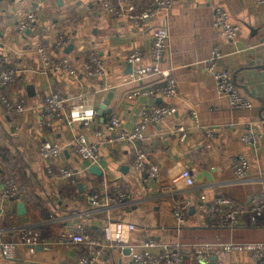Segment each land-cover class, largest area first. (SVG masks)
I'll use <instances>...</instances> for the list:
<instances>
[{"label":"crops","instance_id":"obj_1","mask_svg":"<svg viewBox=\"0 0 264 264\" xmlns=\"http://www.w3.org/2000/svg\"><path fill=\"white\" fill-rule=\"evenodd\" d=\"M108 1L0 0V19L7 24L0 34V69L18 70L15 81L0 88V238L19 240L24 227L37 225L48 243L44 245L53 247L37 251L19 243L16 264H80L86 248L64 236L80 223L103 239L110 227L113 232L123 230L138 242L155 237L162 246L184 243V264H200L202 255L209 264H217L221 260L218 249L226 242L264 241V223L254 224L250 214L232 229L210 224L219 194L229 195L242 205L256 204L264 197V4L257 0H175L172 7L135 23L113 19L106 9ZM133 1L148 6L153 0ZM219 6L230 12L239 27L235 41L215 27ZM37 7L31 33L29 29L18 31L19 21ZM161 26L170 32V48L160 69L171 68L181 91L176 97L142 92L165 82L163 73L136 74L138 67L152 65L154 32ZM62 35L71 39L70 44L55 49L54 54L71 59L79 70L77 77L63 71L49 72L41 65L37 48L53 45ZM216 48V69L231 74L240 90L252 99L253 107L232 108L230 97L219 89L217 78L208 68ZM136 50L143 52V59L132 62L134 69L130 70L129 56ZM94 51L105 60L106 77L88 70ZM53 92L76 101L77 107L75 111L67 107L44 120V99ZM111 92L110 111H105L102 121L98 106ZM2 95L26 98L27 110L19 115L5 112ZM160 104H173L177 111L147 129L151 161L159 163L163 172L146 181L147 169L134 166L136 144L112 141L107 124L117 114L123 129H133L144 109ZM92 109L97 113L87 121L72 119V112ZM180 127L189 131L185 141H181ZM82 131L105 160H116L122 168L104 172L103 177L92 174L90 162L74 147ZM247 132L256 138L245 141ZM47 140L57 141L64 148L55 161L39 152L40 144ZM241 156L249 161L243 178L237 177L232 167ZM62 166L72 167L77 173L76 189L81 195L77 200L68 196L64 181L55 174ZM187 166L198 171L194 181L185 174ZM8 177L17 181L24 194V214L19 213L20 201L1 196L3 181ZM117 189L124 191L126 198L118 205L108 203ZM85 192L101 193L103 204L92 205L84 199ZM179 208L184 211L183 219L176 214ZM126 222L135 223L145 232L127 231ZM222 258L228 264H263L248 250H230ZM109 263L136 264L129 247L112 246L99 257V264ZM0 264H9L1 249Z\"/></svg>","mask_w":264,"mask_h":264},{"label":"built area","instance_id":"obj_2","mask_svg":"<svg viewBox=\"0 0 264 264\" xmlns=\"http://www.w3.org/2000/svg\"><path fill=\"white\" fill-rule=\"evenodd\" d=\"M260 4H264V0H257ZM175 0H153L148 6H142L133 0H117L108 1L106 4L107 11L113 19L125 18L135 23L145 22L158 13L161 9L172 7ZM38 7L32 9L27 17L19 21L17 30L26 32L36 21ZM7 24L4 19H0V34L6 28ZM215 27L220 30L227 39L235 41L238 35V25L231 20L230 12L219 6L215 14ZM71 39L62 35L53 45H40L37 48L42 67L49 72H66L73 77H77L79 70L75 67L73 61L68 57H57L54 54L55 49H62L70 44ZM170 48V32L165 26L155 29L152 58L153 63L149 66H141L136 69V74L148 72H160L167 78L163 83H157L142 91L148 95L155 96H180L181 91L176 79L172 76L171 68L161 70L160 63L165 59ZM219 50L215 49V56L208 61L209 70L214 73L219 83L221 92L230 97L231 107L234 109L251 108L254 106L252 99L244 94L232 79L231 74L225 70H217L215 59ZM143 59V52L136 50L129 56V60L134 63H140ZM89 72L92 75L107 76V68L105 60L100 55L99 51H94L89 56L87 63ZM18 70L15 67L0 69V87H6L13 83L17 77ZM138 91L137 93H140ZM1 102L5 112L19 115L27 110L28 104L26 98L12 99L6 95L1 96ZM103 101L99 103L101 107ZM44 120L52 119L59 115L67 107L71 111H75L77 102L63 95L53 92L48 94L44 99ZM177 108L173 104H160L153 108L144 109L142 112L141 121L133 129H123L121 118L115 115L107 124V129L111 133L112 141L123 142L130 141L136 144L134 166L137 169H147L145 176L146 181L154 180L162 175L163 167L151 161V151L146 146V143L151 139L147 133L148 127L153 123L161 122L165 117L173 115ZM97 113L95 109L91 111L72 112V119H83L87 121L89 117ZM196 119L198 114L194 115ZM181 141H185L189 135V131L180 127ZM210 133V132H209ZM210 135H213L211 132ZM256 138L255 134L245 133L243 139L252 141ZM74 147L77 154L90 164L97 163L105 173H114L122 168V165L113 159L105 160L99 152V149L89 140L88 135L82 131L75 140ZM63 146L57 141H44L39 146V152L42 156L50 160H57L63 153ZM233 170L239 178L246 176L249 169V161L246 157L241 156L233 162ZM51 172L53 170L51 169ZM55 174L64 181V191L72 200H77L81 197L77 186V173L69 166H62ZM186 176L190 181H194L198 176V171L192 166H187L185 171ZM1 196L3 198L12 199L14 201L24 200V194L21 192L17 181L8 177L3 181ZM84 199L94 206L103 204V197L99 192H85ZM126 198V193L121 189H117L111 196L108 197V203L118 205ZM203 202L206 201V196H202ZM213 221L210 223L214 226L234 228L241 223L245 214H250L254 224L259 225L264 223V197L256 204L242 205L234 198L226 194H219L215 198L212 206ZM179 218L183 219L184 211L179 208L176 210ZM124 226L127 231H135L137 225L133 222H126ZM75 245H84L86 251L80 256V264H99V257L107 253L109 246L116 248L132 249L136 264H184L186 254V244L178 242L175 245H164L155 237H150L141 242L135 238L127 236L123 230L113 232L110 227L106 229L105 238L95 237L83 224H78L68 234L64 235ZM22 244H48L42 234V230L37 225H28L20 232L19 240H4L0 238V249L3 256L9 264L17 262V247ZM248 250L256 258H261L264 255V241L254 242H226L223 243L221 249H218L221 260L217 264H228L223 260L222 256L227 255L230 250ZM200 264H209L207 257L202 255L199 258ZM237 264V263H230Z\"/></svg>","mask_w":264,"mask_h":264},{"label":"water","instance_id":"obj_3","mask_svg":"<svg viewBox=\"0 0 264 264\" xmlns=\"http://www.w3.org/2000/svg\"><path fill=\"white\" fill-rule=\"evenodd\" d=\"M31 30L32 29H29L27 32L31 33ZM133 66H134V64L132 62H130V64H129L130 70L134 69ZM112 97H113V92H111L108 95V97L103 101L101 107L99 108V114L102 117V121H105V118H104L105 111H110L109 106L111 104ZM89 169H90L92 174L97 175L98 177H102L104 175V171L102 170V168L97 163L92 164ZM125 170L126 169L123 167V171H125ZM207 175H209L211 177L210 174H207ZM79 186L81 187V190H82L81 192H83L85 190V189L83 190V184L79 183ZM18 209H19V213L20 214L26 213V211H27L26 202L25 201H20L18 203ZM143 224L146 225L147 223H143ZM136 231L139 232V233L140 232H145V230L141 229V228H137ZM145 234L146 233H144V235ZM29 247H30V249H35L37 251L48 250V249H52L53 248V247H51L49 245H43V244H32ZM129 251H130V253H132V249L131 248H129ZM259 261H260V263L264 264V255L260 258ZM109 264H113V263H109Z\"/></svg>","mask_w":264,"mask_h":264},{"label":"trees","instance_id":"obj_4","mask_svg":"<svg viewBox=\"0 0 264 264\" xmlns=\"http://www.w3.org/2000/svg\"><path fill=\"white\" fill-rule=\"evenodd\" d=\"M1 88V87H0ZM4 87H2L1 89H3ZM103 177V176H102ZM228 229H232V228H228Z\"/></svg>","mask_w":264,"mask_h":264}]
</instances>
